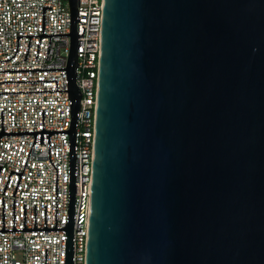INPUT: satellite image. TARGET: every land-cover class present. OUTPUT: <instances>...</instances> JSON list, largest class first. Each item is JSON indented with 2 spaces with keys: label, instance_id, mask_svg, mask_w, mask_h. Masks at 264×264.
I'll return each instance as SVG.
<instances>
[{
  "label": "water",
  "instance_id": "water-1",
  "mask_svg": "<svg viewBox=\"0 0 264 264\" xmlns=\"http://www.w3.org/2000/svg\"><path fill=\"white\" fill-rule=\"evenodd\" d=\"M69 0L65 230L72 264L79 21ZM81 24L84 22H80ZM25 159L24 165L26 163ZM18 174L12 195L16 190ZM55 198L57 171L55 166ZM1 168V166H0ZM46 264V248H44ZM85 264H264V0H103Z\"/></svg>",
  "mask_w": 264,
  "mask_h": 264
},
{
  "label": "built area",
  "instance_id": "built-area-1",
  "mask_svg": "<svg viewBox=\"0 0 264 264\" xmlns=\"http://www.w3.org/2000/svg\"><path fill=\"white\" fill-rule=\"evenodd\" d=\"M75 21L77 66L75 84L80 92L75 125V201L72 264H85L93 167L97 77L99 71L103 0H77ZM84 22V23H80ZM69 48V0H0V70L65 67ZM56 79L57 90L67 89L65 69L0 71V81ZM55 90V81L0 82V91ZM45 130L69 128L67 91L0 93L4 131L40 130L41 110ZM32 134L0 136V229L1 197L3 227L64 226L67 208L68 133L49 135L47 143H33ZM26 163L24 165L25 159ZM14 195L18 174L21 172ZM65 230L0 231V264H64Z\"/></svg>",
  "mask_w": 264,
  "mask_h": 264
}]
</instances>
